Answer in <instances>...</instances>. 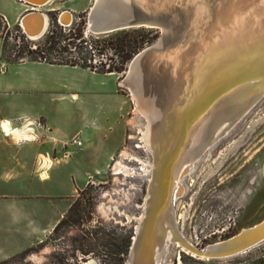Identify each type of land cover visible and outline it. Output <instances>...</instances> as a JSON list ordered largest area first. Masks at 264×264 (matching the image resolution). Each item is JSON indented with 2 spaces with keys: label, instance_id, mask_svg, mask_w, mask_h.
<instances>
[{
  "label": "bare ground",
  "instance_id": "6f19581e",
  "mask_svg": "<svg viewBox=\"0 0 264 264\" xmlns=\"http://www.w3.org/2000/svg\"><path fill=\"white\" fill-rule=\"evenodd\" d=\"M21 1L33 7L19 23L27 38L34 40L48 23V16L39 9L52 0ZM71 13L62 11L60 24L72 25ZM88 17V33H102L118 17H125L146 21L145 27L160 24L164 34L163 42L138 68L134 65L135 73L130 76L128 71L122 83L135 102L134 113L146 121L140 140L150 154L143 169L149 178L140 223L148 226L158 214L151 234L144 226V238L137 243V263L157 264L167 242L205 260L225 259L248 250L237 251L240 244H229L239 240L244 246L250 244L264 230V221L202 250L185 242L179 232L176 235L171 203L177 202L183 191L179 182L182 176L191 173L199 157L225 134L223 131L264 94L252 92L260 84L256 82L237 88L224 101L218 99L244 79L264 76V0H93ZM112 32L116 31L108 33ZM120 157L114 161V175L129 172L123 159L131 157L130 153L123 149ZM31 260L40 262L41 258L32 255Z\"/></svg>",
  "mask_w": 264,
  "mask_h": 264
},
{
  "label": "rangeland",
  "instance_id": "374dc122",
  "mask_svg": "<svg viewBox=\"0 0 264 264\" xmlns=\"http://www.w3.org/2000/svg\"><path fill=\"white\" fill-rule=\"evenodd\" d=\"M72 3L70 5L75 9L86 3L88 7L74 13L72 25L65 28L60 27L55 12L47 13V27L34 40L22 34L19 24L10 28L0 18L1 59L7 62L73 61L99 70L118 68L120 59L114 46L117 39L142 35L144 41H149L143 50L161 34L159 29L145 27L107 34L88 33V11L93 0H74ZM78 30L82 31V38H78ZM129 65L130 62L123 72L115 73L119 88L128 95L132 107L126 117V136L121 149L106 170L94 178L83 193L70 200L62 227L27 256L16 255L0 264H128L148 190L149 177L143 169L150 160V154L146 153L140 140V131H144L146 121L134 113L135 102L122 84ZM225 131L199 157L191 173L180 180L184 192L177 202L171 203L176 235L179 232L185 242L202 250L264 221V94ZM123 149L131 155L123 159L129 172L114 175V161L121 159ZM70 156V152L66 153L65 158ZM123 244L126 254L118 255L116 246ZM32 255L39 256L41 261L31 260ZM223 263L264 264V241L233 257L214 260L200 259L167 242L164 253L157 260V264Z\"/></svg>",
  "mask_w": 264,
  "mask_h": 264
},
{
  "label": "crops",
  "instance_id": "0c3cea01",
  "mask_svg": "<svg viewBox=\"0 0 264 264\" xmlns=\"http://www.w3.org/2000/svg\"><path fill=\"white\" fill-rule=\"evenodd\" d=\"M73 1L53 0L39 11L59 16L68 10L74 16L88 7L75 9ZM31 7L25 1L0 0V18L14 27ZM131 110L115 73L45 61L7 62L0 52V121L19 128L26 115L38 137L17 145L0 130V262L52 235L70 200L121 149ZM74 138L80 147L71 145Z\"/></svg>",
  "mask_w": 264,
  "mask_h": 264
},
{
  "label": "water",
  "instance_id": "95a60500",
  "mask_svg": "<svg viewBox=\"0 0 264 264\" xmlns=\"http://www.w3.org/2000/svg\"><path fill=\"white\" fill-rule=\"evenodd\" d=\"M144 22H146V21H142V20H139V19H136V18L133 19V18L118 17V19L114 20V22L111 25L105 27L104 30H101L102 33H99L98 32L97 34H107L108 32H111V31H119V30H124V29H127V28L130 29L132 27H134V28H137V27L138 28L139 27H145L144 25L146 23L144 24ZM88 23H89V17H88V22H87V31H88ZM147 24H149V23H147ZM62 25H64V24H62ZM149 25H157V26H150V27H145V28L155 29L154 27H156L157 29H161L159 27V26H161L160 24H149ZM23 33L26 35V37L28 36L24 32V30H23ZM94 33H96V32H93L92 34H94ZM163 40H164V34H163V30H162L159 38L152 45H150V46L146 47L145 49L141 50L140 52H138V53H140L138 55L139 58L137 57L138 59H136L134 61V63H130V66L128 68V71L130 72L129 73L130 76L132 75V73H135V71L133 69V66L135 65L134 68H136V67L138 68L140 62L142 60H144V58L146 56H148V54H150V52H152L153 50H155L157 48V46L163 42ZM126 75H127V73H126ZM256 82H260V84H257L256 85L257 88L256 89H252V92H254V91H264V76H261V75L260 76H254V77H251V78L244 79L241 83L236 84L235 86H233V88H231V90L226 91L218 99H220L219 101H222V100L224 101L225 99H227L228 96L232 95V93L237 88H240L241 86L247 85L249 83L255 84ZM180 88L181 87H179V89ZM181 91L183 92V88L180 89V92ZM263 167H264V164H263ZM157 216H158V214L155 213V215L153 216V218L149 221L148 226L145 224L146 227H147V229H148V231L150 232V234H151L152 226L154 225L155 221L156 222L158 221V217ZM144 226L141 223H139V225L136 227L134 243H133V245L131 247L130 257H129V262L131 264H138L137 263V260H136V258H137L136 255H137L138 250H139L137 248V243H138L139 239L140 240H143V238H144V236H143L144 233L143 232H144V230L146 228ZM259 228L260 227H258L256 230H258ZM263 241H264V230H261L260 232H258L255 235L254 241L251 242L250 244L244 246V243L242 244V242L239 240V242H236L234 244H229V247H232V246H235L237 244H240L239 250H237V251H244V250L249 249L250 247H252L254 245H257V244H259V243H261Z\"/></svg>",
  "mask_w": 264,
  "mask_h": 264
},
{
  "label": "trees",
  "instance_id": "16d2710c",
  "mask_svg": "<svg viewBox=\"0 0 264 264\" xmlns=\"http://www.w3.org/2000/svg\"><path fill=\"white\" fill-rule=\"evenodd\" d=\"M60 27H62V26H60ZM62 28H64V27H62ZM78 34H79L78 38H82V31L81 30H78ZM146 43H149V41H144L142 35H138L137 37L132 36V38H130V39H124V38L117 39L114 46H115V50L117 52V55L120 59L119 60L120 67H118V68L108 67L107 69L99 70V69H97V68H95L89 64H80V63L73 62V61L54 63V62H49V61H45V60H41V59H39V60L38 59H32V60L33 61H45V62L57 64V65L80 66V67L89 69V70L97 72V73H102V74H105V73H121L125 70L124 68L127 65V63H129L131 61V59L142 49V47ZM14 62H17V61H14ZM88 185H87V187H88ZM86 188L83 191L79 192V194L83 193L86 190ZM63 219H64V217L59 221L57 226L54 228L53 233H55L60 227H62L64 225L65 220H63ZM123 242H124V239H123ZM44 243H45V241L43 243L37 245L34 248H30V249L23 251L22 253H20L18 255L27 256L31 251H33V249L40 247ZM116 249H117L118 255L124 256L126 254V246L124 247V244L121 246H116Z\"/></svg>",
  "mask_w": 264,
  "mask_h": 264
},
{
  "label": "clouds",
  "instance_id": "9594fccd",
  "mask_svg": "<svg viewBox=\"0 0 264 264\" xmlns=\"http://www.w3.org/2000/svg\"><path fill=\"white\" fill-rule=\"evenodd\" d=\"M20 119L25 120L26 123L19 128H13L9 120L0 121V130L4 131L5 135L10 136L17 145H20L22 142H30L38 139L33 134L34 129L30 126L33 122L26 115H22Z\"/></svg>",
  "mask_w": 264,
  "mask_h": 264
},
{
  "label": "built area",
  "instance_id": "2783aa9c",
  "mask_svg": "<svg viewBox=\"0 0 264 264\" xmlns=\"http://www.w3.org/2000/svg\"><path fill=\"white\" fill-rule=\"evenodd\" d=\"M19 1H21V0H19ZM58 23L60 24L59 20H58ZM60 26H62V24H60ZM19 27H20V29H21L20 24H19ZM62 27L65 28L64 25H63ZM21 32H22L23 35H25V34L23 33V30H22V29H21ZM25 36H26V35H25ZM2 132H4V131H2ZM71 144L74 145V146H76V147H80V146H81V143L78 141L77 138L72 139V140H71Z\"/></svg>",
  "mask_w": 264,
  "mask_h": 264
},
{
  "label": "flooded vegetation",
  "instance_id": "af4514ba",
  "mask_svg": "<svg viewBox=\"0 0 264 264\" xmlns=\"http://www.w3.org/2000/svg\"><path fill=\"white\" fill-rule=\"evenodd\" d=\"M186 175H188V174H186ZM186 175H184V176H186ZM184 176H182V178H183ZM182 178H181V179H182ZM181 179H180V180H181ZM179 182H180V181H179ZM180 196H181V195H180ZM180 196H179V198H180ZM89 263H90V262H89Z\"/></svg>",
  "mask_w": 264,
  "mask_h": 264
}]
</instances>
